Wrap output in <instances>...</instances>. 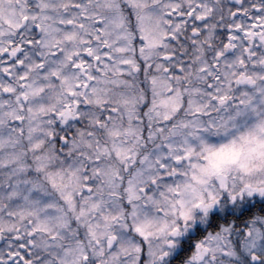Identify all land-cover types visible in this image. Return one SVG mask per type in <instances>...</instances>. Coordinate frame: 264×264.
<instances>
[{
	"label": "snow or ice",
	"instance_id": "6c2138e0",
	"mask_svg": "<svg viewBox=\"0 0 264 264\" xmlns=\"http://www.w3.org/2000/svg\"><path fill=\"white\" fill-rule=\"evenodd\" d=\"M0 264H264V0H0Z\"/></svg>",
	"mask_w": 264,
	"mask_h": 264
}]
</instances>
